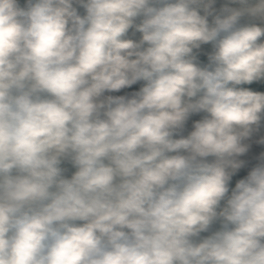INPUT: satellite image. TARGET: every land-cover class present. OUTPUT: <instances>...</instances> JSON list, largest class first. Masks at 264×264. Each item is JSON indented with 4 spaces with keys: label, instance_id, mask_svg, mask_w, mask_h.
Instances as JSON below:
<instances>
[{
    "label": "clouds",
    "instance_id": "clouds-1",
    "mask_svg": "<svg viewBox=\"0 0 264 264\" xmlns=\"http://www.w3.org/2000/svg\"><path fill=\"white\" fill-rule=\"evenodd\" d=\"M0 264H264V0H0Z\"/></svg>",
    "mask_w": 264,
    "mask_h": 264
}]
</instances>
